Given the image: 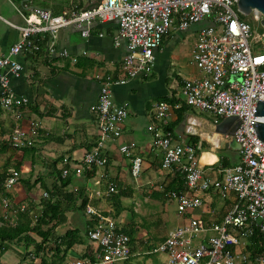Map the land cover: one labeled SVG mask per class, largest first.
<instances>
[{
    "label": "crops",
    "instance_id": "obj_1",
    "mask_svg": "<svg viewBox=\"0 0 264 264\" xmlns=\"http://www.w3.org/2000/svg\"><path fill=\"white\" fill-rule=\"evenodd\" d=\"M75 5L81 9L89 7L86 0H0V54L6 55L9 48L20 40L21 34L11 24L25 25L22 16H28L34 9H47L58 14ZM205 26L207 22L203 21L186 31L173 29L155 50L154 66L148 73L111 86L114 103L125 106L128 115L122 123L120 137L105 139L102 153L107 161L102 166L91 168L93 173L90 178L85 171L75 174L72 166L79 163L99 139L96 115L91 109L99 93L97 76L108 75L114 80L122 78L121 64L130 49L125 40L117 38V21H94L86 37L74 26L59 29L53 37L49 33H41L40 36L46 38L41 53H21L16 57L22 70L17 76L9 73V88L14 97L28 101L21 108H0V179H6L11 171L19 172V179L12 188L5 190L4 184L0 187V226L7 223L2 219L3 197H7L14 207L25 204L37 212L41 209V195L46 192L42 188L43 183L49 186L59 176L62 179L69 176L71 183L67 190L83 192L87 198L86 206L106 213L121 230L133 231L131 255L119 264H133L139 236L144 237L141 240L146 243V251L137 254L139 259L141 254L155 253L152 250L156 246H151L149 233L135 225L128 208L119 207L120 199L116 200L107 190H102L103 183L108 189L110 185L114 190L116 187L121 197L133 200L136 211L142 212L147 211L146 205L150 202L161 205L165 201H176L180 193L199 196L202 201L200 207L182 215L177 212L178 224L173 229L187 224L193 217L207 225L219 223L232 209L235 195L232 192L222 195L212 189L188 191L185 179L184 190L176 192L174 187L180 182L174 176V169L177 168L161 167L163 153L154 145L152 134L146 131L148 126H160L155 118L154 106L159 101H166L171 106V114L164 128L170 127L166 130L170 131L173 143L195 147L198 163L208 179H220L223 169L238 162L237 143L227 134L215 132L216 123L212 115L187 106L180 92L185 79L201 76L193 63L192 50L198 31ZM190 39L192 44L188 48L186 43ZM1 92L0 88V95ZM16 111L21 114L18 122L14 118ZM15 125L30 132L32 145L13 148L3 140L11 134ZM121 144L130 145L133 152L142 158V172L138 178L131 175L130 161L119 151ZM66 167L69 174L63 177L62 170ZM129 177L133 178L132 182ZM135 195H138L137 198H134ZM78 204L79 201L70 205L65 212L66 221L56 227V234H63L69 228H78L83 232L88 228L90 217L85 209L78 208ZM18 218L14 220L17 222ZM173 229L157 244L169 237ZM254 236L256 245L252 241ZM254 236L250 239L252 254H255L254 246L259 252V243L264 244L259 235ZM25 250L22 244H10L0 256V264L23 261ZM96 250V246L86 239L83 244L75 245L66 259L89 258L92 264H98ZM165 259L164 255L158 264ZM22 264H29V260H24Z\"/></svg>",
    "mask_w": 264,
    "mask_h": 264
},
{
    "label": "built area",
    "instance_id": "obj_2",
    "mask_svg": "<svg viewBox=\"0 0 264 264\" xmlns=\"http://www.w3.org/2000/svg\"><path fill=\"white\" fill-rule=\"evenodd\" d=\"M86 1L89 5L86 9L75 5L58 14L34 9L28 16H22L25 25L11 24L21 38L6 55L0 54V108L17 109L28 101L11 93L9 73L17 76L21 72L22 66L16 60L21 53L39 50L33 41L35 35L49 33L53 37L59 29L74 26L86 37L94 21H117V38L125 40L130 49L121 64L122 78L97 76L99 93L91 109L96 115L99 139L72 169L80 175L87 167L102 166L107 161L102 153L105 139L120 137L122 123L128 115L125 106L114 103L111 86L148 73L154 66L155 50L170 31H186L206 21L207 26L198 31L192 50L193 63L201 76L185 79L180 92L187 106L210 113L214 123L225 117H238L240 123L232 135L238 145V162L223 169L220 179H208L198 163L195 147L173 143L170 131L164 128L171 114V106L166 101L154 106L160 126H148L146 131L152 134L154 145L163 153L161 167L179 169L188 191L212 189L222 195L232 192L235 203L219 223L207 225L193 217L187 224L173 229L152 251L166 256L160 264H264V244L259 243L261 250L255 254L250 245L255 234L264 240V144L257 139L249 122L254 117L256 102L264 99V51L257 46L264 41L260 12L251 11L253 20L260 23L262 29L253 35L252 24L237 10L238 0ZM49 51L52 52L51 47ZM235 75L240 76L238 80L232 79ZM14 118L17 122L20 120L19 111ZM3 140L13 148L33 144L30 132L20 125H15ZM119 151L128 157L133 178H138L142 158L128 144H121ZM68 174L66 167L62 176ZM18 179L19 172L11 171L4 189L12 188ZM108 191L113 192L114 187L110 185ZM46 196L44 192L43 197ZM176 204L178 214L182 215L200 207L202 201L196 194L184 192L176 197ZM2 206V219L10 226L15 225L19 212L27 207L25 204L14 207L7 197H3ZM85 213L94 218L87 230V239L97 248L98 264H119L126 260L131 255L130 238L116 221L92 206H86ZM64 264H92V261L75 257L66 259Z\"/></svg>",
    "mask_w": 264,
    "mask_h": 264
},
{
    "label": "trees",
    "instance_id": "obj_3",
    "mask_svg": "<svg viewBox=\"0 0 264 264\" xmlns=\"http://www.w3.org/2000/svg\"><path fill=\"white\" fill-rule=\"evenodd\" d=\"M242 18L245 16L241 15ZM37 34L33 37V41L39 46V50L35 52H25L28 55L39 54L45 47L46 38ZM176 102L174 101L173 104ZM166 129L170 130L167 126ZM227 166V165H224ZM87 167L84 169L87 178L92 176L93 171ZM174 176L179 179L178 185L174 187L176 192H181L185 188L184 175L178 169H174ZM4 180L0 179V187L3 186ZM71 183L69 176L67 178L58 177L57 180L49 186L43 183V189L46 190L47 196L41 195L40 210L35 212L32 208L26 209L19 213L18 221L15 225L10 226L7 223L0 226V256L5 252L12 243L22 244L25 247L23 261L17 263L22 264L24 260H29V264H64L67 254L75 245L83 244L87 239V230L93 224L90 217L88 228L83 232L78 228H69L63 234H56L55 229L66 221L65 212L70 205H76L79 201L78 208L85 209L87 198L83 196V192L68 191L67 186ZM180 183V184H179ZM35 184V183H34ZM106 215V213H104ZM130 238L132 246L133 231L122 230ZM256 236L252 239L256 245ZM132 250V248H131ZM258 251L257 247H253V253ZM35 259H39L38 262Z\"/></svg>",
    "mask_w": 264,
    "mask_h": 264
},
{
    "label": "rangeland",
    "instance_id": "obj_4",
    "mask_svg": "<svg viewBox=\"0 0 264 264\" xmlns=\"http://www.w3.org/2000/svg\"><path fill=\"white\" fill-rule=\"evenodd\" d=\"M244 18L250 21V23L252 24L254 28L253 35L256 34L257 32L259 33L262 31L260 27V23L255 22L253 20L252 13L245 15ZM186 44H188V48H190L192 44V40L191 39L188 40ZM257 46L264 51L263 40L262 42H259ZM239 77H240L239 75H235L232 77V79L238 80ZM1 157L2 155L0 154V159ZM129 180H131L132 182L133 178L129 177ZM102 190H107V193H110L108 191L106 183L102 184ZM110 194L112 197H114V199L116 200L120 199L119 202L121 204L119 206L120 208L122 207L128 208L130 215L133 216L134 219L133 222L135 223V225L149 233L152 247L156 246L159 239L162 236L167 235V233L170 232L171 229H173L178 224L179 217L177 215L176 201L174 200L165 201L166 203H161V205L158 204L154 205L152 202H150L149 203L150 205H146L147 211L142 212V211H136L135 206H133V203L135 204L133 200H131L128 197L127 198L121 197L116 187L115 190ZM137 196L138 195H135L134 198H137ZM138 198H140V196ZM138 238H139L138 239L139 243L135 244L136 246L134 249V256L132 258V263L138 264V262L141 263L145 262V264H158L164 258V255L160 253H150L148 255L141 254V257L144 259V261H142V258L139 259L140 257H137V254L146 251V243H144L145 241L141 240V238L144 237L139 236Z\"/></svg>",
    "mask_w": 264,
    "mask_h": 264
},
{
    "label": "water",
    "instance_id": "obj_5",
    "mask_svg": "<svg viewBox=\"0 0 264 264\" xmlns=\"http://www.w3.org/2000/svg\"><path fill=\"white\" fill-rule=\"evenodd\" d=\"M256 9L262 15L260 23L264 28V0H238L237 10L243 15L251 13ZM251 123L254 134L257 139L264 144V99L257 101L254 107V117L249 121ZM240 120L237 116L225 117L220 122L216 123L215 132L224 135L227 134L232 138L234 131L238 127ZM236 143V142H235Z\"/></svg>",
    "mask_w": 264,
    "mask_h": 264
},
{
    "label": "bare ground",
    "instance_id": "obj_6",
    "mask_svg": "<svg viewBox=\"0 0 264 264\" xmlns=\"http://www.w3.org/2000/svg\"><path fill=\"white\" fill-rule=\"evenodd\" d=\"M206 123H207V122H206ZM200 127H201V126H200ZM209 130H210V129H209ZM207 133H208V132H207ZM207 133H206V134H207ZM203 136H204V135H203ZM205 136H206V135H205ZM216 139H217V138H216ZM219 140H220V139H219ZM215 143H216V142H215Z\"/></svg>",
    "mask_w": 264,
    "mask_h": 264
}]
</instances>
